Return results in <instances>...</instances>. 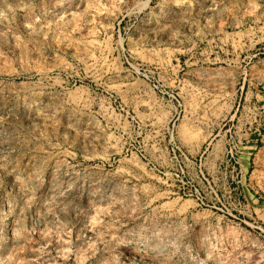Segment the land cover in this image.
<instances>
[{
    "label": "rangeland",
    "instance_id": "374dc122",
    "mask_svg": "<svg viewBox=\"0 0 264 264\" xmlns=\"http://www.w3.org/2000/svg\"><path fill=\"white\" fill-rule=\"evenodd\" d=\"M236 247L264 264V0H0V264Z\"/></svg>",
    "mask_w": 264,
    "mask_h": 264
},
{
    "label": "bare ground",
    "instance_id": "6f19581e",
    "mask_svg": "<svg viewBox=\"0 0 264 264\" xmlns=\"http://www.w3.org/2000/svg\"><path fill=\"white\" fill-rule=\"evenodd\" d=\"M235 246H236V245H235ZM116 247H117V246H116ZM237 250H239L238 247H236L235 250L233 249V251H231L232 253L230 252V254H227V256H225V257L222 256V257H221L222 260L220 259L221 261H219V264H235V262H236L237 260L234 261V259H236L235 256H234V255H235L234 252L237 251ZM240 254H241V253H240ZM223 257H224V258H223ZM237 259H238V258H237ZM240 259H241V258H240ZM217 260H218V259H217ZM233 261H234V263H233ZM239 262H240V261H239ZM217 263H218V262H217ZM237 263H238V261H237Z\"/></svg>",
    "mask_w": 264,
    "mask_h": 264
}]
</instances>
